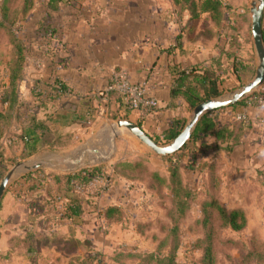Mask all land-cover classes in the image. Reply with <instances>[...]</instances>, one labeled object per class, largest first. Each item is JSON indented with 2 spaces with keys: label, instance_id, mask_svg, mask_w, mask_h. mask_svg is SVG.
Returning a JSON list of instances; mask_svg holds the SVG:
<instances>
[{
  "label": "crops",
  "instance_id": "1",
  "mask_svg": "<svg viewBox=\"0 0 264 264\" xmlns=\"http://www.w3.org/2000/svg\"><path fill=\"white\" fill-rule=\"evenodd\" d=\"M195 1L200 6L204 0ZM48 2L53 6L48 12L57 39L42 48L33 41L32 35L34 24ZM189 5L187 0H35L26 20L17 24L32 53L25 60L17 88L18 99L34 105L36 118L45 121L51 131L71 134L73 143L63 149H42L21 160L43 162V165L11 182L0 202V264H81L108 231L114 233L123 226L107 224L102 210L119 206L128 213L129 205L138 203L135 198L146 193L143 183L113 173L115 163L126 161L119 158L124 155L122 145L135 139L125 131L117 132L114 153L108 160L104 157L110 144L105 151L102 146L93 149L90 142H109L117 120L138 125L149 136L160 134L172 117L184 118L186 122L192 110L182 97L172 96L176 69L188 70L193 66L201 69L218 58L223 67L231 66L234 61V57L224 56L229 48L224 38L228 10L219 28L207 19V13L199 12L197 17H192ZM246 9L236 12L237 21L242 25L248 15ZM237 41L241 42L239 36ZM0 51L4 53L0 61L1 92L7 82L6 63L10 55L6 46L0 45ZM235 51L239 55L237 59L241 60L239 77L234 73L221 74L224 87L228 80H241V72L255 71V52L252 59L242 56L240 49ZM117 70H124L133 82H146L148 94L159 102L158 108L141 114L126 107L117 92L109 91L104 95ZM56 79L64 83V92L57 93L52 87ZM241 105L215 111L221 124L245 130L244 141L230 153L221 152L218 157L226 158V169L232 170L234 175L247 173L255 177L248 179L249 182L264 183L256 179L258 174L264 177V109L248 107L249 122L242 123L235 119ZM8 108L9 104L0 100V112ZM13 126H17L15 121ZM5 135L0 139L8 142ZM79 150H82L80 156H84L79 160L83 166L74 163L78 161ZM195 150L196 163L200 156L204 157V162L214 156L210 149L201 151L196 147ZM89 152H100L105 161L99 164L105 165L108 179L98 177L83 190L62 191L64 196H58L51 174H66L95 165L85 160ZM149 153L152 162L158 165L155 168L146 165L167 180L169 169L163 162L167 161L170 167L176 159L169 161ZM187 157L183 152L178 159L184 178L189 171L185 168ZM139 159L142 158L127 161ZM196 163L193 166H197ZM219 172L224 175L221 169ZM26 175L30 180H26ZM26 238L34 243L25 245Z\"/></svg>",
  "mask_w": 264,
  "mask_h": 264
},
{
  "label": "trees",
  "instance_id": "2",
  "mask_svg": "<svg viewBox=\"0 0 264 264\" xmlns=\"http://www.w3.org/2000/svg\"><path fill=\"white\" fill-rule=\"evenodd\" d=\"M187 3L192 17L195 18L198 16L199 12H204L208 14L207 19H210L219 28L224 24L222 21L226 12V3H223L222 0H204L200 6H198L195 0H187ZM34 4L35 0H0V33L6 37L3 40L0 39V45L1 47L6 46L7 51L9 48L8 55H10V59L6 63L7 82L0 92V100L2 102H7L10 107L6 112H0V138L6 133L5 137L8 141L3 142L0 139V179L10 167L42 149H63L73 143L71 134H59L51 131L45 121L36 118L34 105L18 99L17 88L22 79L25 60L26 57L32 53L31 47L26 42L25 36L21 35L20 37L17 24L23 23L26 20L33 10ZM52 7L50 2L46 3V10H44L43 14L34 24L32 38L33 41L38 46H42V48L49 47L51 41L57 39L56 30L51 24V17L48 12V9ZM249 21L250 14L248 12L245 23ZM224 26H226V24ZM229 28L233 30L234 26ZM232 30L228 31L226 28L224 34V38H226L229 44L228 51L226 50V52H224V56H227V58L234 57V61L230 64L231 66H221L222 62L220 58H218L217 60H213L211 65L201 69L195 66L190 67V69L188 68V70L185 68L176 69L172 96L173 98L182 97L190 110L199 103L220 96L229 90L222 85L224 79L221 78V74L234 73L236 77H239V65H241V60L237 59L239 55H237L235 50L236 48L239 49L240 46L236 44L238 34ZM234 45H236V47H234ZM3 56L4 53L0 51V61ZM251 58L253 59V55H251ZM52 87H55L57 93L66 90L64 83L59 79L53 82ZM255 95L256 94H253V96ZM120 96L123 98L122 95ZM123 101L127 107L124 98ZM245 101L246 100L238 103V105L244 104ZM13 107L16 109L12 110ZM223 109L224 108L219 110ZM115 118L116 117L113 116V119ZM14 121L17 123V126H13ZM84 122L85 125L89 124L87 120ZM184 123V118L172 117L168 120L166 128L160 134L150 137L158 144H166L180 133ZM244 133L245 130L243 127L221 124L217 113L214 111L200 119L190 140L180 151L170 156H164L170 160L176 157L177 161L173 162L169 167V176L167 180L163 179L158 173L151 171L143 159L132 162L119 161L113 165V173L129 181L143 183L145 192L150 196H156L157 199L155 201L157 205L162 208L166 215L170 216L172 224L176 225L186 215L190 198V190L181 172L178 155L185 152L188 156L187 159L190 167H193L196 163V147L201 151L208 149L212 150L214 156L210 161L204 164V168H206L205 174L207 173L208 176L206 186L208 188H213L216 183L218 186L222 184V180L220 179L221 174L219 172L221 167L216 166V169L213 170L211 164L215 163V161L217 162V159L220 158L218 155L221 152L230 153L234 147L242 143L244 141ZM10 152L11 154H9ZM139 170L147 173L144 179L137 178V176L134 175L139 173ZM25 177L26 180H30L31 178L29 175ZM51 177L52 181L57 185L54 191L61 197L64 196L62 191L71 192L75 188L83 190L96 181L98 177L108 179L104 164L83 167L66 174L52 173ZM214 207L218 210V214L221 215L222 223L225 227L230 228L232 231H239L246 226L245 213L239 208L227 211L224 209L218 197L216 200H208V202L203 204L202 210L205 214L203 225L207 223L211 213L216 215L213 210ZM102 216L109 225H125L130 220L128 213L119 206L105 207L102 210ZM146 226L147 225L142 222L135 223L136 231L140 234L144 233V227ZM206 237V240L203 239L201 241L204 242L202 245L201 263L215 264L213 259V234L207 235ZM171 238L172 241L175 239V236L173 235ZM24 242L25 245H32L34 243L30 238L24 239ZM250 254L251 252H248L246 257L249 258ZM145 258L153 262L166 261L167 264H174L175 262L172 250L163 258H159L157 254L153 253L147 254ZM87 259L88 258H85L82 263H87ZM249 261V259H244L240 264H250Z\"/></svg>",
  "mask_w": 264,
  "mask_h": 264
},
{
  "label": "rangeland",
  "instance_id": "3",
  "mask_svg": "<svg viewBox=\"0 0 264 264\" xmlns=\"http://www.w3.org/2000/svg\"><path fill=\"white\" fill-rule=\"evenodd\" d=\"M224 1L226 10L229 13L226 15V28L231 31L232 29L229 27L234 26L233 30L238 34L241 41L236 43L240 46V54L244 57L254 56L250 31L251 17L249 22L242 25L237 21L236 15L239 9L244 10L247 8L246 12L248 13L251 0ZM232 22L235 23L232 24ZM18 33L20 37L21 35L25 36L24 32L19 29ZM5 38L0 33V39L3 40ZM244 57H241V59ZM253 76V72L247 74L241 72V80H228L225 88L229 89L228 91L236 89L249 82ZM241 107L240 109L243 110V103ZM92 145L93 149L102 146L107 151L109 142H90V146ZM83 147H86V144ZM87 147L89 148V146ZM121 148V151L124 150V155H119L121 160L127 161L140 157L152 168L158 165L150 159L152 157L149 156L148 149L133 139L128 141V143L125 142ZM81 151L79 150L76 156V159L80 161L84 159V156H80ZM143 153H145L144 157H142ZM173 159H176V157ZM85 160L95 165L105 161L101 157L100 152L99 154L89 152ZM167 160L171 161L170 159ZM186 160L188 162V159ZM198 160L197 166L190 167L188 163L185 165V168L189 171L185 175L184 180L190 190V198L184 218L176 225H173L170 216L166 215L162 208L157 205L156 196H150L148 193L143 192L139 196L140 198L138 196L135 198L138 203L128 207L129 222L117 228L118 230L114 231V233L108 231L106 237H102L103 239L99 240L96 248H92L91 253L86 257L88 262L81 264H167L166 261L153 262L152 260H147L145 256L153 253L157 254L159 258H163L171 250L174 253V264H202V245L204 242L201 241L203 239L206 240V236L212 234L214 237L213 259L215 264H240L244 259H249L250 264H264V183L253 184L249 182L248 179L253 180L255 177L247 173L234 175L232 170L228 171L226 169L228 166L226 158H219L211 166L213 170L216 169V166L221 167V172H224V175H220L222 184L218 186L216 183L215 187L208 188L206 186L208 176L207 173L204 174V169H206L204 164L207 161L204 162V157L201 156ZM106 162L108 163L109 161ZM72 165L68 166L72 167ZM163 165L169 169L167 161H164ZM190 171H194L195 175L193 173L190 174ZM146 174L139 170V173L134 175L137 178L144 179ZM256 179L264 181V177L260 176V174L256 176ZM217 197L227 211L239 208L245 213L246 226L242 230L232 231L230 228L225 227L222 223L221 215L218 214V210L215 207L213 210L216 215L211 213L209 220L203 225L205 216L202 210L203 204L208 202V200H216ZM137 221L147 225L144 227L143 234L136 231L135 223ZM173 235L175 239L171 241ZM248 252H251L249 258L246 257Z\"/></svg>",
  "mask_w": 264,
  "mask_h": 264
},
{
  "label": "water",
  "instance_id": "4",
  "mask_svg": "<svg viewBox=\"0 0 264 264\" xmlns=\"http://www.w3.org/2000/svg\"><path fill=\"white\" fill-rule=\"evenodd\" d=\"M251 17V37L253 48L256 57V66L253 78L246 84L223 93L212 99L205 100L192 109L190 118L184 123L180 133L166 144L156 143L142 128L127 120H117L114 128L110 133V148L107 155L104 157L108 160L114 153V137L117 132L125 131L132 136L137 142L148 149L157 156H170L180 151L185 144L190 140L195 128L197 127L200 119L216 110L237 105L241 101L252 96L258 88L264 85V39L262 21L264 17V0H251L249 7ZM75 164L83 166L78 160L74 161ZM43 165V162H30L22 161L13 165L0 179V202L8 189V186L18 176L23 173L33 171Z\"/></svg>",
  "mask_w": 264,
  "mask_h": 264
},
{
  "label": "built area",
  "instance_id": "5",
  "mask_svg": "<svg viewBox=\"0 0 264 264\" xmlns=\"http://www.w3.org/2000/svg\"><path fill=\"white\" fill-rule=\"evenodd\" d=\"M116 91L123 96L127 107L145 114L158 108L159 102L148 94L146 82H133L124 70H117L112 74L111 83L104 91ZM255 96L245 99L244 109L235 114V119L242 122H249L248 107L257 106L264 109V85L256 90Z\"/></svg>",
  "mask_w": 264,
  "mask_h": 264
}]
</instances>
